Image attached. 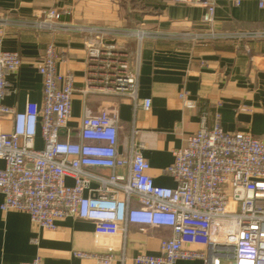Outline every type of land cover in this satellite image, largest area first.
Instances as JSON below:
<instances>
[{
  "label": "crops",
  "instance_id": "1",
  "mask_svg": "<svg viewBox=\"0 0 264 264\" xmlns=\"http://www.w3.org/2000/svg\"><path fill=\"white\" fill-rule=\"evenodd\" d=\"M211 21L200 3L168 0H0V49L17 52L19 69L7 77L3 104L22 111L26 102L42 103V78L38 72L45 49L55 47L57 72L70 73L78 92L73 96L68 130L74 138L85 109L94 113L114 106L119 119V151L133 141L141 144L147 174L156 186L175 188L165 170L173 163V150L200 127L201 116L212 127L215 116L224 132L248 133L264 139V0H213ZM238 1V4L234 2ZM49 9L60 11V22L73 27L119 31L106 42L123 47L137 77V103L149 99L144 111L127 96L83 95L86 86L87 46L90 35L38 26ZM138 32L137 35H128ZM185 92L194 108L179 98ZM11 120L0 116V132H10ZM42 144L40 137L36 145ZM3 163L0 161V167ZM85 196H95L100 178L110 170L86 168ZM124 175L125 170H116ZM65 184L73 185L70 177ZM134 200V199H133ZM132 200V206H137ZM2 196L0 195V204ZM167 228L128 225L126 232L109 238L95 234L91 221L64 218L54 230L33 224L28 214L0 210V264H97L94 258H77L75 252L113 257L111 264H135L139 253L158 254L170 237ZM36 239V243H33ZM175 264H204L201 260Z\"/></svg>",
  "mask_w": 264,
  "mask_h": 264
},
{
  "label": "built area",
  "instance_id": "2",
  "mask_svg": "<svg viewBox=\"0 0 264 264\" xmlns=\"http://www.w3.org/2000/svg\"><path fill=\"white\" fill-rule=\"evenodd\" d=\"M200 3L211 21L213 0H168ZM238 4V1L234 2ZM264 7V1L259 3ZM60 11L49 9L38 26L90 35L88 66L83 95L127 96L137 103V77L126 50L106 42L117 30L73 27L61 23ZM130 32L128 35H137ZM55 47L45 49L38 72L42 78V103L26 102L22 111L3 104L7 77L21 65L17 52L0 49V116L11 120L10 132H0V210L28 214L30 221L54 230L64 218L91 221L95 234L117 237L128 225L167 228L170 237L160 243L158 254L139 253L135 264H175L201 260L204 264H264V139L248 133L224 132L215 116L206 126L203 113L199 129L173 150V163L165 170L177 186H156L147 174L148 163L133 141L119 151V119L114 106L94 113L85 109L74 138L68 130L76 92L70 73L57 72ZM185 92L179 98L185 108H194ZM144 111L149 99L140 104ZM40 137L42 144L36 145ZM108 169L100 178L95 196H85L84 169ZM125 170L118 175L116 170ZM70 177L73 185L65 184ZM134 199V200H133ZM132 200L137 206H132ZM36 243V239L32 240ZM77 258H94L111 264L113 257L75 252ZM42 264L36 257L29 263Z\"/></svg>",
  "mask_w": 264,
  "mask_h": 264
}]
</instances>
